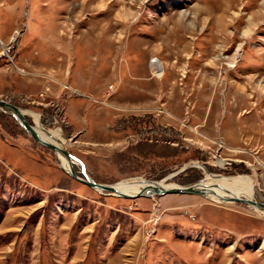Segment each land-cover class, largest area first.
<instances>
[{"label": "rangeland", "instance_id": "obj_1", "mask_svg": "<svg viewBox=\"0 0 264 264\" xmlns=\"http://www.w3.org/2000/svg\"><path fill=\"white\" fill-rule=\"evenodd\" d=\"M0 97L61 134L80 176L176 185L206 167L264 202V0H0ZM60 166L0 108V264H264L246 202L122 197Z\"/></svg>", "mask_w": 264, "mask_h": 264}, {"label": "bare ground", "instance_id": "obj_2", "mask_svg": "<svg viewBox=\"0 0 264 264\" xmlns=\"http://www.w3.org/2000/svg\"><path fill=\"white\" fill-rule=\"evenodd\" d=\"M18 33L19 32H17V34ZM163 68L164 67L159 58H155L152 60V71L155 76L160 77L162 75V72H164ZM27 113L30 114L36 120L37 123L40 122V116H38L35 113H30V112H27ZM34 128L45 139L53 142L54 144L60 147H65V143H63L61 134L54 133L48 130H44L41 127V125L38 127L34 126ZM56 155L58 157L59 162L65 169L62 166L61 167L67 174H68V171L70 170L73 171L70 166V160L62 152L57 151ZM218 164H220V166L223 165V161H218ZM204 169H205V179L201 181L200 184L202 185V187L207 186L205 188V191L201 193L205 197L211 199L212 201L218 202V203L236 201V200H232L231 198H229V197H232L233 195L255 199V190H254L255 188H254L253 179L249 177H244V176H236V177L218 176L216 174H211L207 172L208 170H206V167ZM158 183H155V184H158ZM113 184L117 187L118 191L129 193V194H133L141 190L142 188L149 186L148 184L144 183L143 179L129 180V181L122 182L119 185L117 183H113ZM159 184H163L166 186L173 185L171 183H166L165 180L164 182H161ZM258 210L262 214H264V210L262 209H258Z\"/></svg>", "mask_w": 264, "mask_h": 264}, {"label": "water", "instance_id": "obj_3", "mask_svg": "<svg viewBox=\"0 0 264 264\" xmlns=\"http://www.w3.org/2000/svg\"><path fill=\"white\" fill-rule=\"evenodd\" d=\"M0 108L6 109L8 112H10L18 121V123L32 136L34 140L37 142H40L46 146H48L54 154H56L57 151L62 152L69 160L72 156H74L70 151H68L65 147H60L53 142L45 139L42 137L37 130L34 128V124L29 122L26 118V115L24 112H22V108L18 105L0 97ZM61 165V163L59 162ZM62 166V165H61ZM60 166V167H61ZM63 167V166H62ZM61 167V168H62ZM185 166L181 167L179 170L183 169ZM64 168V167H63ZM65 169V168H64ZM69 175H72L74 178H77L81 182H84L85 184L91 186L92 188L98 189V190H104L109 193H113L122 197H139V196H152V195H159V194H165V193H199L201 194L203 191H205V188L207 186L202 187L201 179L195 180L189 184H176L172 186H166L163 184H153L155 180L148 179L147 181L151 182L152 185L142 188L141 190L129 194L125 192L118 191L117 187L113 183H105L95 180L93 177L82 171V175H78L75 171H68ZM232 200H238L246 202L252 206H255L258 209L264 210V202L259 199H253V198H247V197H240L237 195H233L232 197H229Z\"/></svg>", "mask_w": 264, "mask_h": 264}, {"label": "crops", "instance_id": "obj_4", "mask_svg": "<svg viewBox=\"0 0 264 264\" xmlns=\"http://www.w3.org/2000/svg\"><path fill=\"white\" fill-rule=\"evenodd\" d=\"M20 35V34H19ZM51 62H53L52 60H51ZM58 63V62H57Z\"/></svg>", "mask_w": 264, "mask_h": 264}]
</instances>
